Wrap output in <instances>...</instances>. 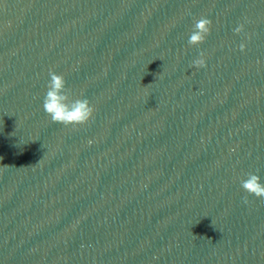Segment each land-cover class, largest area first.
Masks as SVG:
<instances>
[{
  "label": "water",
  "instance_id": "95a60500",
  "mask_svg": "<svg viewBox=\"0 0 264 264\" xmlns=\"http://www.w3.org/2000/svg\"><path fill=\"white\" fill-rule=\"evenodd\" d=\"M50 69L87 124L45 113ZM250 172L264 0H0V264H264Z\"/></svg>",
  "mask_w": 264,
  "mask_h": 264
},
{
  "label": "clouds",
  "instance_id": "9594fccd",
  "mask_svg": "<svg viewBox=\"0 0 264 264\" xmlns=\"http://www.w3.org/2000/svg\"><path fill=\"white\" fill-rule=\"evenodd\" d=\"M212 21L207 17H200L195 21L193 30L189 36L190 46H199L204 43L210 34ZM244 31V25L240 24L234 29L236 34ZM240 51L246 50V44L239 45ZM196 68L206 67L204 53L201 51L199 58L193 61ZM50 80L47 84V91L43 99V109L50 116L53 123H59L65 127L87 124L93 117L94 107L88 98H72L71 89L66 86V80L62 74L49 70ZM8 167V166H5ZM242 189L248 194L243 202L248 204V196H254L264 201V183L261 177L255 173H247V179L241 181Z\"/></svg>",
  "mask_w": 264,
  "mask_h": 264
}]
</instances>
